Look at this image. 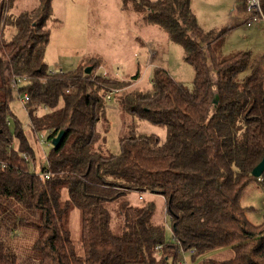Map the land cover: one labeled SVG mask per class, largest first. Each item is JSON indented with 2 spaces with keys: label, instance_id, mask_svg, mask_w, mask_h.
<instances>
[{
  "label": "trees",
  "instance_id": "16d2710c",
  "mask_svg": "<svg viewBox=\"0 0 264 264\" xmlns=\"http://www.w3.org/2000/svg\"><path fill=\"white\" fill-rule=\"evenodd\" d=\"M17 1L0 0V264H176L180 250H193L194 262L220 248L231 249L229 260L202 264H264V215L253 224L247 214L254 209L241 204L250 184L264 189V171L251 174L264 157L263 69L252 66L242 77L251 53L216 59L211 43L224 32L214 38L201 30L190 0H119L124 12L141 15L143 26L160 27L181 44L194 70L192 88L155 69L149 89H131L140 69L126 80L103 78L95 73L99 57L51 75L44 54L53 0L12 15ZM13 78L17 93L28 96L29 128L46 134L44 165L12 118ZM113 89L124 112L163 128L165 138L132 132L119 139V154H103L97 125ZM134 193L138 204L129 199ZM145 194L163 199L172 243L165 242L164 222L153 219L154 198ZM72 209L79 211L81 254L66 227ZM19 228L35 231L38 259L13 251Z\"/></svg>",
  "mask_w": 264,
  "mask_h": 264
},
{
  "label": "rangeland",
  "instance_id": "374dc122",
  "mask_svg": "<svg viewBox=\"0 0 264 264\" xmlns=\"http://www.w3.org/2000/svg\"><path fill=\"white\" fill-rule=\"evenodd\" d=\"M244 0H190V7L198 26L206 33L212 32L217 38L211 43V50L216 59L227 58L237 52H250L251 67L242 77L248 76L251 68L261 70L264 58V23L258 21L248 27L250 16L244 11ZM16 6V7H14ZM10 14L31 10L35 7V0H18ZM15 8V9H14ZM54 20L50 23L51 33L45 49L44 61L49 70L60 67L63 72L73 71L79 64L91 58H100V66L95 73L101 77H111L126 80L140 69V79L131 84V89H149L150 80L155 69L165 70L178 84L189 89L193 86L194 70L185 60L181 44L169 37L160 27L143 26L140 14L133 10L121 8L119 0H53ZM13 28L8 27V34ZM151 43L149 47L143 42ZM136 58V59H135ZM146 68V69H145ZM264 87V86H263ZM110 91H115L110 90ZM109 91V92H110ZM126 89L123 93H126ZM106 94H108L106 92ZM105 94V95H106ZM22 95L14 90L10 109L13 119L20 122L29 143L38 150L37 163L44 165L45 157L50 147L40 146L37 138H46V134H34L28 125L27 113ZM121 94L111 96L110 101L105 97V105L100 111L97 131L102 137L100 151L106 155H117L120 152L119 139L124 136L142 133H154L162 140L166 131L163 128L137 121L130 113L124 112L118 99ZM12 123V120L10 121ZM67 198L65 190L62 199ZM146 200L153 199L156 205L155 223H163L165 227V242L172 243V233L169 219H165L163 199L145 194ZM129 199L134 204L139 203L137 194H131ZM241 204L252 207L254 211L247 216L253 224H260L264 215V189L257 184H250L244 191ZM74 249L80 250V216L77 209H72L66 219ZM36 233L32 229L19 228L17 235L10 241L13 251L20 258H39L31 245ZM232 256L230 248H220L207 252L204 256L190 262V254L185 253L179 260L186 264H202L205 259L217 261L229 260Z\"/></svg>",
  "mask_w": 264,
  "mask_h": 264
},
{
  "label": "built area",
  "instance_id": "2783aa9c",
  "mask_svg": "<svg viewBox=\"0 0 264 264\" xmlns=\"http://www.w3.org/2000/svg\"><path fill=\"white\" fill-rule=\"evenodd\" d=\"M244 11L250 16V18L247 21V26L250 27L253 23L258 22V21H263L264 23V11L262 10V6H261V0H244V5H243ZM144 45L148 46V53L150 54L151 51V43L149 42H144ZM136 59V58H135ZM146 69V68H145ZM263 75H264V61H263ZM49 72L51 73V75H56V74H61L63 72V69L60 67L59 69L56 70H49ZM19 80L18 79H12L11 81V88H13V90H17L19 88ZM108 94L105 95V97L108 99V101H110L111 96L116 93V91H110L107 92ZM21 101L23 102V104L25 105L28 102V96L27 94H23ZM37 141L39 143L40 146L45 145L46 144V140L43 138H37ZM48 174L45 175V178H48ZM187 253L192 254L193 250L188 251ZM180 254L184 255L185 252L180 250ZM176 264H186L185 261L183 260H178V262Z\"/></svg>",
  "mask_w": 264,
  "mask_h": 264
},
{
  "label": "water",
  "instance_id": "95a60500",
  "mask_svg": "<svg viewBox=\"0 0 264 264\" xmlns=\"http://www.w3.org/2000/svg\"><path fill=\"white\" fill-rule=\"evenodd\" d=\"M84 72H85L86 74H90V72H91V67L86 68V69L84 70ZM62 137H63V131H60V132L57 134V136L51 140V145H52L53 147H57V146L60 144V142H61V140H62ZM263 171H264V157H263L262 160H261V161H260L255 167H254V169L252 170L251 174H252L253 177H255V178H259V177L262 175Z\"/></svg>",
  "mask_w": 264,
  "mask_h": 264
},
{
  "label": "crops",
  "instance_id": "0c3cea01",
  "mask_svg": "<svg viewBox=\"0 0 264 264\" xmlns=\"http://www.w3.org/2000/svg\"><path fill=\"white\" fill-rule=\"evenodd\" d=\"M35 5H36V0H35ZM16 7V6H15ZM15 9V8H14ZM262 59V63H263V61H264V58H261Z\"/></svg>",
  "mask_w": 264,
  "mask_h": 264
}]
</instances>
